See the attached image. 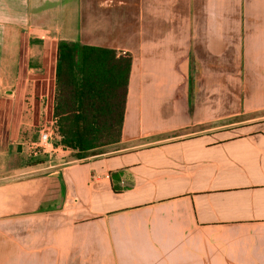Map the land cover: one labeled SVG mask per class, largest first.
<instances>
[{"label": "crops", "instance_id": "1", "mask_svg": "<svg viewBox=\"0 0 264 264\" xmlns=\"http://www.w3.org/2000/svg\"><path fill=\"white\" fill-rule=\"evenodd\" d=\"M59 41L131 55L121 138L0 183V264H264V0H0L8 150Z\"/></svg>", "mask_w": 264, "mask_h": 264}, {"label": "trees", "instance_id": "2", "mask_svg": "<svg viewBox=\"0 0 264 264\" xmlns=\"http://www.w3.org/2000/svg\"><path fill=\"white\" fill-rule=\"evenodd\" d=\"M131 62L128 53L58 42L52 105L55 146L83 159L92 150L120 141Z\"/></svg>", "mask_w": 264, "mask_h": 264}, {"label": "rangeland", "instance_id": "3", "mask_svg": "<svg viewBox=\"0 0 264 264\" xmlns=\"http://www.w3.org/2000/svg\"><path fill=\"white\" fill-rule=\"evenodd\" d=\"M47 105V106H46ZM46 108V113L44 115L43 108ZM51 104H48V101L44 99V101L41 104L40 113H36L34 116L33 121V127L32 129L35 130L33 133H31V136L33 137V141L37 142L38 137V130L39 127L44 124L45 122H48L51 118L50 111ZM2 123V122H1ZM8 137L6 136L5 126L4 124H0V183L7 181L11 178V172L13 170L20 169L21 166L27 165L31 163L32 157L29 155L28 147L29 144L25 145V151L20 153L16 152L13 147H9L8 150ZM38 152V151H37ZM36 152V153H37ZM16 176H12L11 179H15Z\"/></svg>", "mask_w": 264, "mask_h": 264}, {"label": "built area", "instance_id": "4", "mask_svg": "<svg viewBox=\"0 0 264 264\" xmlns=\"http://www.w3.org/2000/svg\"><path fill=\"white\" fill-rule=\"evenodd\" d=\"M55 136V129L52 117L48 122H45L39 127L37 142L30 144L28 147L29 155H35L37 151L44 148L46 144L53 142Z\"/></svg>", "mask_w": 264, "mask_h": 264}, {"label": "water", "instance_id": "5", "mask_svg": "<svg viewBox=\"0 0 264 264\" xmlns=\"http://www.w3.org/2000/svg\"><path fill=\"white\" fill-rule=\"evenodd\" d=\"M20 151H21L20 146H18L17 147V152H20ZM62 200H63V192L61 194V201L59 202V204L55 208H60L61 207Z\"/></svg>", "mask_w": 264, "mask_h": 264}]
</instances>
